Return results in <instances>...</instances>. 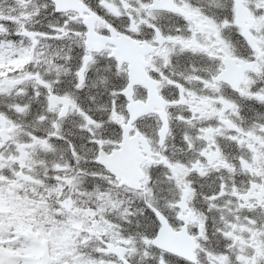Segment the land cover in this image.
<instances>
[{
	"label": "snow or ice",
	"instance_id": "obj_1",
	"mask_svg": "<svg viewBox=\"0 0 264 264\" xmlns=\"http://www.w3.org/2000/svg\"><path fill=\"white\" fill-rule=\"evenodd\" d=\"M0 264H264V0H0Z\"/></svg>",
	"mask_w": 264,
	"mask_h": 264
}]
</instances>
